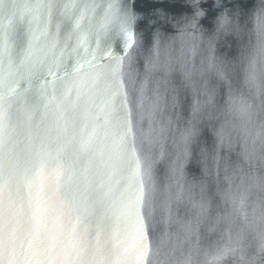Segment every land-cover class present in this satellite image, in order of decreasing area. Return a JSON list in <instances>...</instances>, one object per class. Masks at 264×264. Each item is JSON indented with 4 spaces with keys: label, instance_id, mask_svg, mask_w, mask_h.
Instances as JSON below:
<instances>
[{
    "label": "water",
    "instance_id": "1",
    "mask_svg": "<svg viewBox=\"0 0 264 264\" xmlns=\"http://www.w3.org/2000/svg\"><path fill=\"white\" fill-rule=\"evenodd\" d=\"M257 216L264 0H0V264H264Z\"/></svg>",
    "mask_w": 264,
    "mask_h": 264
},
{
    "label": "clouds",
    "instance_id": "2",
    "mask_svg": "<svg viewBox=\"0 0 264 264\" xmlns=\"http://www.w3.org/2000/svg\"><path fill=\"white\" fill-rule=\"evenodd\" d=\"M199 15L203 16V12L199 13ZM220 21H221V24H223L225 21V16L223 14L220 17ZM193 135H195V133H193ZM229 199L232 201V203L234 205L233 211L235 213H239V215L241 217H244L245 216L244 210H245V205H246V197L241 198L238 202L236 200H234L232 197H229ZM256 219H257V221H259L260 219H264V217L257 216ZM260 248H261V250H264V238L261 239Z\"/></svg>",
    "mask_w": 264,
    "mask_h": 264
},
{
    "label": "snow or ice",
    "instance_id": "3",
    "mask_svg": "<svg viewBox=\"0 0 264 264\" xmlns=\"http://www.w3.org/2000/svg\"><path fill=\"white\" fill-rule=\"evenodd\" d=\"M65 7H69L70 8V7H72V5H66Z\"/></svg>",
    "mask_w": 264,
    "mask_h": 264
}]
</instances>
